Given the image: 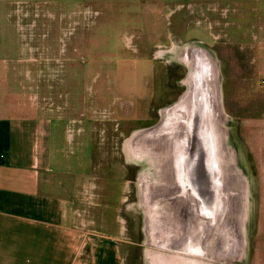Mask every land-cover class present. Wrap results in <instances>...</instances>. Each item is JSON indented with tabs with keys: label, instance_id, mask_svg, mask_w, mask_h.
<instances>
[{
	"label": "rangeland",
	"instance_id": "374dc122",
	"mask_svg": "<svg viewBox=\"0 0 264 264\" xmlns=\"http://www.w3.org/2000/svg\"><path fill=\"white\" fill-rule=\"evenodd\" d=\"M217 1L221 10L219 13L213 11V14H218V31L214 30L215 22L208 18L207 11L192 10L193 0H114L103 5L95 4L97 12L89 8L91 11L85 13L89 23H96L93 31L89 32L93 42L92 36H87L85 45L76 44L77 48H70L74 55L69 66L71 74L62 77L66 61L61 55L63 41L59 44L58 53L48 55L44 54L42 43L33 44L37 34L40 33L41 37L47 34L55 10H48L43 1L33 5L29 0L18 2L22 8L15 12L16 19L26 27L29 39V44L28 40L25 41L27 60L26 53L19 56L22 62L29 64L24 66L28 69L24 68L22 84L28 89L34 87L27 95L49 113L61 115L71 104L77 107L74 110L77 115L86 116L89 120L86 124L90 132L84 135L86 147L90 149L86 162L88 174L83 179L87 182L85 190L80 187L83 192L72 205L73 211L82 213L84 234L114 233L119 226L121 233L117 238L129 236L131 241L140 240L145 250L144 257L148 254L155 264H164L167 255H177L158 244L160 225L166 218L173 220V215H176L173 199L164 197V189L158 192L156 189L165 177L162 174V156L158 153L162 146L160 135L156 134L157 140L139 146L136 160L129 157L123 146L128 138L131 148L130 138L135 130L155 126L160 119V109L171 107L182 98L187 101L192 94L197 96L193 105L200 110L193 109L199 112L198 116H205V104L209 106L211 103L209 109L212 110L213 123L209 125L204 118L195 127L185 117L181 124L192 128L184 132L183 139L189 147L192 141L189 131L193 130L195 136L213 131L216 138L212 158L217 164L209 172L212 183L208 185L209 195H199L204 188L208 189L205 185L200 187L201 193L197 192L194 203L184 197L183 201L188 203L186 210L193 212L186 213L178 221L189 231L196 215L200 222L204 217L208 222L215 220L209 226H213L215 231L210 239L213 246H201L205 249L204 254L194 255V258H199V264L208 260L212 264H243L245 259L251 264L254 253L255 140L261 137V132L253 122L252 138L248 139L244 121L246 118L254 121L264 113V88L260 84L256 61L260 44L242 40V31L246 24H255L260 16L256 11L243 10L239 0ZM234 6L236 9L231 10ZM68 11L71 12L65 14V23L70 22L74 26V22L79 21L78 14L75 16L77 10ZM198 15L200 18L196 19ZM33 21L35 24L30 28ZM250 26L253 30V25ZM66 28L73 30L71 26ZM172 45L183 47L185 52L164 50ZM160 48L163 50L158 56ZM195 48L199 65L194 72L197 78L193 77L191 81L185 58L190 56L189 50ZM53 70H56V75H53ZM62 78L68 79L65 87L62 86ZM55 80L61 83V93H65L61 100L49 89ZM183 103L187 107L186 102ZM186 107L180 108L188 111L189 107ZM192 115L196 116V113ZM197 141V147L202 146L201 136ZM118 143L120 148H117ZM147 187L156 190V194L152 192V198L143 209L138 194H144ZM181 190L186 189L181 187ZM209 196L210 203H207ZM132 222L133 228L135 225L139 228V236L125 230ZM187 233L178 239L177 246H170L175 251L189 250H179L185 255L183 264H191L190 251L200 247L191 246L194 240ZM205 235L201 240L206 242L208 236L207 233Z\"/></svg>",
	"mask_w": 264,
	"mask_h": 264
},
{
	"label": "crops",
	"instance_id": "0c3cea01",
	"mask_svg": "<svg viewBox=\"0 0 264 264\" xmlns=\"http://www.w3.org/2000/svg\"><path fill=\"white\" fill-rule=\"evenodd\" d=\"M20 1L29 0H0V264H129L130 259L135 258L136 246L119 244L116 238L121 230L85 235L82 213L73 211L74 200L79 199L83 192L80 187L84 188L87 182L83 179L88 174L86 162L90 149L86 147L84 135L90 132L86 124L89 120L86 116L77 115L74 111L77 107L71 104L66 106V110H61V115L49 113L27 95L34 87L28 89L22 84L24 66L29 64L22 62L19 56L22 52L26 53L25 41L28 40L29 44V39L26 27H22L15 16V12L22 8H19ZM30 1L33 5L43 1L48 10H55L47 34L41 37L39 27L33 44L42 43V50L48 55L58 53L63 41L61 55L66 61L62 77L71 74L69 66L74 55L70 48L74 50L76 44L85 45L87 36H92L89 32L95 28V21L88 22L87 10L91 8L97 12L95 4L103 5L114 0ZM200 1L193 0L192 10L207 11L208 18L215 22L214 30L218 31V14H213V11L219 13L221 10L218 1ZM239 1L243 10L256 11L260 16L255 24L245 25L242 40L260 44L256 61L258 74L263 75L264 0ZM223 9L227 12L226 7ZM234 9L235 6L231 7V10ZM68 10H77L75 16L78 14L79 21H75L74 26L70 22L65 23V14L71 12ZM34 24V21L31 22L30 28ZM250 25H253V30ZM68 26L73 30L68 31ZM22 28L25 34H22ZM63 36L66 37L63 39ZM90 38L93 42V36ZM27 56L26 53V60ZM55 71L53 75H56ZM62 80L65 87L68 79ZM52 82L53 87L49 89L61 100L65 94L61 93V83L57 80ZM73 113L77 116L74 117ZM253 122L259 126L261 137L255 140L256 222L251 264H264V113L254 121L249 118L244 121L248 139L252 138ZM204 218L201 219L202 225L198 215L192 219L193 245L200 247L191 250V264H199V258H194V255L204 254L205 249L201 246H213L210 239L215 231L213 226L211 229L209 226L215 220L208 222ZM205 233L208 236L206 242L201 240ZM88 243L90 246H86ZM144 253L143 248V257ZM166 257L168 255L164 259ZM149 259L144 257L146 264H155L153 258ZM203 262L212 264L209 260ZM243 264H248V261L245 259Z\"/></svg>",
	"mask_w": 264,
	"mask_h": 264
},
{
	"label": "bare ground",
	"instance_id": "6f19581e",
	"mask_svg": "<svg viewBox=\"0 0 264 264\" xmlns=\"http://www.w3.org/2000/svg\"><path fill=\"white\" fill-rule=\"evenodd\" d=\"M176 49V48H175ZM179 53H184L185 49L183 47H180L177 49ZM190 56L187 55L186 63L189 67L188 76L190 80H193L194 78H197L195 75V68L197 65H199V55L197 49H191L189 50ZM190 57V59H189ZM206 67L203 65V69L205 70ZM214 90V89H213ZM212 91V89H211ZM183 97V95H182ZM193 99L197 100V96L190 95L187 101H183V98L179 101H176L171 107H166L163 109H160V119L158 123L147 129H137L135 130L131 138V148L128 144L129 139L124 143V149L126 150V153L129 155V157L135 159L136 156L139 155V146L144 143L146 145L149 144V141L151 140H157L159 136V143L161 146V150L158 152L161 154L162 159V167H163V182L157 186V192L160 190H165L164 197H168L173 199V207L175 210L176 215L172 211V215L174 216L173 220H169V218H166L161 226V239L159 240V246L161 248L168 249L170 251H173L177 253V255H168L166 257L164 264H181L184 260V254L179 253V250L181 251H189L185 249H179L178 251H175L173 248L171 249L170 246H177V241L181 236H186L185 233H187V228L182 226L183 223H180L178 219L180 217H183V215H187L186 213H191L193 211H190V209L186 210V203L183 201V198L185 199H192L196 200V196L199 194L197 192L200 191V187H204L205 185L208 187V185H211V178H210V170L211 167H214L217 162L212 158V155L214 152L212 149L215 145V135L213 134V131H210L209 133L205 131V133H198L196 136L194 134V131H189L190 135L192 136V141L190 142L189 147L187 148L186 140H179V137H183L184 132H187V129L189 127L192 128V126L181 124V120H184L185 117L188 118V122H191L193 126L198 127V124L203 121L204 118H206V121L211 125L213 123L212 117L210 116V113L212 110H210L207 103L205 104V109L203 112H206V115L203 114L197 115V111L200 110L199 107H195L193 105ZM203 100V99H202ZM183 102H186L188 111L184 108L182 110L180 107H186ZM209 102V101H208ZM186 107V108H187ZM214 107V106H213ZM197 109L195 112L194 109ZM173 110V111H172ZM207 110V111H206ZM209 110V111H208ZM187 112V114H186ZM196 113V116L192 115ZM201 113V112H200ZM151 129V130H150ZM190 129V128H189ZM150 130V132L148 131ZM144 131H147L146 133ZM209 131V129H208ZM157 134V135H156ZM189 136V135H188ZM201 136L202 141L201 145L198 146L197 139ZM189 142V141H188ZM207 145V146H206ZM206 146V147H205ZM186 147V148H185ZM187 149V150H186ZM151 150V149H150ZM128 158V157H127ZM145 158V157H144ZM136 160V159H135ZM134 163V162H133ZM139 164V163H138ZM144 164H146L144 162ZM148 166V165H147ZM142 170V168H141ZM176 177V178H175ZM175 180H174V179ZM177 179V180H176ZM174 181V182H173ZM173 182V183H172ZM180 184V185H178ZM162 185L161 187H159ZM188 189H187V187ZM181 187H185L186 190H181ZM162 188V189H161ZM190 188V189H189ZM205 189V188H204ZM203 189V193L199 195L207 196L209 195L210 188L208 187L207 190ZM147 191L143 193H139V202L141 206H143V209H146V203L152 198V192L153 194H156V190H152V188L147 187ZM190 190V193H189ZM155 191V192H154ZM184 192V193H183ZM189 194V195H188ZM178 197V198H177ZM181 197V198H180ZM182 199V201H181ZM188 199V200H189ZM187 201V200H186ZM185 209V212H184ZM183 212L182 214H180ZM192 227V226H191ZM187 233L188 235L193 234V229H190ZM170 235V236H169ZM179 246H182L181 244ZM195 246V245H191ZM195 254L198 252L194 251ZM191 254V251H190ZM147 260H150L148 258V254L146 255ZM191 258V256H190Z\"/></svg>",
	"mask_w": 264,
	"mask_h": 264
},
{
	"label": "flooded vegetation",
	"instance_id": "af4514ba",
	"mask_svg": "<svg viewBox=\"0 0 264 264\" xmlns=\"http://www.w3.org/2000/svg\"><path fill=\"white\" fill-rule=\"evenodd\" d=\"M167 49V50H166ZM166 49H164L166 52H170V51H173V50H176L177 51V49L178 48H176L175 49V47H174V45H172V46H170V47H167ZM162 48H160L159 50H158V52H157V55L159 56L160 55V52H162ZM184 137H179V139H178V141L181 139H183ZM189 140H191V137H190V139ZM191 142V141H190ZM190 144V143H189ZM117 148H120V145H119V143L117 144ZM188 148V147H187ZM212 184V183H211ZM209 186H211V185H209ZM209 192H210V190H209ZM184 193V192H183ZM188 200V199H187ZM209 200H210V196H209ZM188 201H190L191 203H194L193 201L194 200H192V199H189ZM133 219V218H132ZM127 221V220H126ZM132 224L134 225V223L132 222L130 225H129V227H125V230H127V232L128 231H131V234L133 235V236H139L140 234H139V228H137L136 227V225L134 226V228H133V226H132ZM118 231L120 230V227L118 226ZM132 229H133V231H132ZM128 238H126V239H120V238H116L117 239V241L119 242V244H124L125 246H136L135 248H136V251H135V258H133L132 260L130 259V263L131 264H146V262H145V260H144V257H143V248H142V245H143V243L140 241V240H138V241H131V240H129L130 239V237L129 236H127ZM122 242H120V241ZM131 244H134V245H131Z\"/></svg>",
	"mask_w": 264,
	"mask_h": 264
},
{
	"label": "built area",
	"instance_id": "2783aa9c",
	"mask_svg": "<svg viewBox=\"0 0 264 264\" xmlns=\"http://www.w3.org/2000/svg\"><path fill=\"white\" fill-rule=\"evenodd\" d=\"M260 74H261V72H260ZM260 84L264 88V74L260 75Z\"/></svg>",
	"mask_w": 264,
	"mask_h": 264
}]
</instances>
